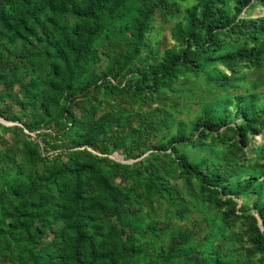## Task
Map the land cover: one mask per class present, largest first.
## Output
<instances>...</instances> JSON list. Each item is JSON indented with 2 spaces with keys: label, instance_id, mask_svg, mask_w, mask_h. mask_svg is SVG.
Masks as SVG:
<instances>
[{
  "label": "trees",
  "instance_id": "obj_1",
  "mask_svg": "<svg viewBox=\"0 0 264 264\" xmlns=\"http://www.w3.org/2000/svg\"><path fill=\"white\" fill-rule=\"evenodd\" d=\"M263 8L0 0V264H264Z\"/></svg>",
  "mask_w": 264,
  "mask_h": 264
},
{
  "label": "rangeland",
  "instance_id": "obj_2",
  "mask_svg": "<svg viewBox=\"0 0 264 264\" xmlns=\"http://www.w3.org/2000/svg\"><path fill=\"white\" fill-rule=\"evenodd\" d=\"M253 14H255V15H257V14L264 15V8L261 9V10H255V12ZM168 29H169V24L164 25V26L161 27V35L159 37V41H160V45L161 46H163V45H171L172 44V40L170 39V34H169ZM255 141H257V142H261L262 141L260 135L255 136ZM112 156L115 157L118 160H122L121 156H119L118 154L114 153V154H112ZM48 237H51V234H49Z\"/></svg>",
  "mask_w": 264,
  "mask_h": 264
},
{
  "label": "water",
  "instance_id": "obj_3",
  "mask_svg": "<svg viewBox=\"0 0 264 264\" xmlns=\"http://www.w3.org/2000/svg\"><path fill=\"white\" fill-rule=\"evenodd\" d=\"M0 122H2V123H4V124H8V125H10V124H15V123H17V122H8V121H6V120H4V119H2V118H0ZM113 157V156H112ZM115 160H118V159H116L115 157H113ZM118 161H120V162H133V161H135V160H118Z\"/></svg>",
  "mask_w": 264,
  "mask_h": 264
}]
</instances>
